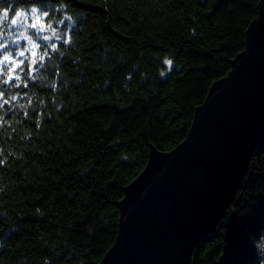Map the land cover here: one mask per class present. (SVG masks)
Here are the masks:
<instances>
[{"label": "trees", "instance_id": "16d2710c", "mask_svg": "<svg viewBox=\"0 0 264 264\" xmlns=\"http://www.w3.org/2000/svg\"><path fill=\"white\" fill-rule=\"evenodd\" d=\"M257 3L0 0V7L11 4L10 17L25 12L26 34L37 54L47 52L43 67L33 64L27 40L7 38L9 31L18 36L19 26L5 22L0 264L101 261L117 235L124 188L151 148L166 152L185 138L195 108L243 50ZM37 16L43 30L30 27ZM5 54L11 59L3 61ZM40 75L55 80L56 89ZM262 261L264 133L225 216L195 246L190 264Z\"/></svg>", "mask_w": 264, "mask_h": 264}, {"label": "water", "instance_id": "95a60500", "mask_svg": "<svg viewBox=\"0 0 264 264\" xmlns=\"http://www.w3.org/2000/svg\"><path fill=\"white\" fill-rule=\"evenodd\" d=\"M264 133V0L245 30L243 50L195 108L173 149L151 148L117 203L112 246L98 264H190L245 177Z\"/></svg>", "mask_w": 264, "mask_h": 264}, {"label": "clouds", "instance_id": "9594fccd", "mask_svg": "<svg viewBox=\"0 0 264 264\" xmlns=\"http://www.w3.org/2000/svg\"><path fill=\"white\" fill-rule=\"evenodd\" d=\"M11 4L8 5V7H0V37H2L4 35V27H5V22H8L7 26L9 28H11V26L13 25H17L19 26L17 28V31L19 32V35L18 36H15L14 33L12 31H9L6 35H7V38L9 40L11 39H20V38H23L25 40H27V43H28V48L26 49L28 52L32 53V52H36V49L38 47V45H36L32 38L29 37L27 34H26V27H24V25L27 24V18H26V14L23 10H20V9H17L15 10L12 14H11V17H10V9H11ZM36 8L33 7L32 8V15L33 17H35V13H36ZM23 22V24H22ZM36 23V20L34 21L33 24ZM31 27V25H30ZM55 34V33H53ZM52 46V45H50ZM4 47V44L3 43H0V48H3ZM54 47V46H52ZM19 55L23 56L24 53L23 52H20ZM47 55V52H44V53H40V54H37L36 55V61H40L41 64L40 66L43 67L44 64H43V61H44V56ZM11 57L8 55V54H5L2 59L3 61H8ZM30 61H32L31 58H29ZM15 63H18V62H15ZM173 61L170 59V58H164V64L167 66L166 70L167 71H170L171 70V65H172ZM21 71H23V69H21ZM32 71H36L35 69H33ZM164 73L162 72L161 75H163ZM30 75V73H29ZM33 80L37 79L36 76H32L31 77ZM39 80L41 81L42 84H48V85H51L52 89L55 90L57 85H56V81L55 80H52V79H49L46 75H40L39 76ZM17 82H21L19 77L17 78ZM35 95V94H33ZM29 99L31 100L32 97H29ZM40 103L43 104V100H40ZM19 106L21 108H24L25 105L24 104H19ZM262 264H264V261H262Z\"/></svg>", "mask_w": 264, "mask_h": 264}, {"label": "snow or ice", "instance_id": "6c2138e0", "mask_svg": "<svg viewBox=\"0 0 264 264\" xmlns=\"http://www.w3.org/2000/svg\"><path fill=\"white\" fill-rule=\"evenodd\" d=\"M35 11H37V10H35ZM45 15H46V13H45ZM37 26H39L41 30H43V28H44V25L42 24L41 19L38 16L36 17V23L32 24L31 27L36 28ZM44 39H47V38L44 37ZM31 55L33 57L32 63L35 64L36 63V59L35 58H36L37 52L34 51V52L31 53ZM13 63H14V65L16 64L15 62H13ZM9 79H11V75L9 76Z\"/></svg>", "mask_w": 264, "mask_h": 264}]
</instances>
